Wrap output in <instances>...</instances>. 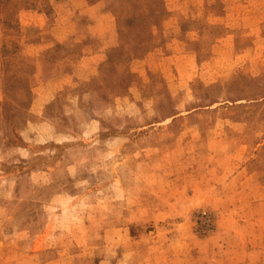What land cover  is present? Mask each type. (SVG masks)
<instances>
[{"label":"rangeland","instance_id":"rangeland-1","mask_svg":"<svg viewBox=\"0 0 264 264\" xmlns=\"http://www.w3.org/2000/svg\"><path fill=\"white\" fill-rule=\"evenodd\" d=\"M166 2L109 0L114 60L75 82L74 37L19 26L42 0H0V264H264V55L219 54L207 16L143 42Z\"/></svg>","mask_w":264,"mask_h":264},{"label":"crops","instance_id":"crops-1","mask_svg":"<svg viewBox=\"0 0 264 264\" xmlns=\"http://www.w3.org/2000/svg\"><path fill=\"white\" fill-rule=\"evenodd\" d=\"M218 1L222 3L221 13H217V7L220 6ZM108 5L109 0L94 2L88 0H42V4L36 10L29 9L23 12L25 18H20L19 26L20 28L24 27L27 22L32 27L50 30L53 33L54 38H52L55 40L53 45L57 46H63L70 37H74V41L79 43L82 50L79 52L80 58L76 62H71L72 71L68 73V76L77 82L79 79L95 77L98 65L108 61V52L118 44L116 19ZM20 14L22 16V12ZM155 15L161 18L157 19L158 21L155 20L156 23L151 24L149 29L147 28L142 39L143 42L157 38L158 42H161L162 37L170 39L173 32L181 33L184 30L185 27L182 24L188 18L192 23H197L201 17L207 16L205 19L210 21L205 23L206 31L220 29L226 32L220 41L222 44L219 47L223 51L219 54L224 56L232 53L233 56L239 58L240 54L235 55V46H239L235 32L243 30L253 32V43L249 46L254 54L250 60L253 68H256L261 62V56L264 55V0H167L161 9L155 12ZM196 29L193 30L196 31ZM89 36L97 38V44L92 45L85 42L84 38ZM173 40L175 42L178 40L176 34ZM27 47L39 50L40 48L49 49L50 45L46 41H39L27 43ZM213 60V58L208 59L207 62H213ZM44 61L46 59L40 60V63L42 64ZM166 61V57H159L156 62L164 63ZM57 62L58 60L53 61V64H58ZM56 77L57 79H55ZM38 78L43 80L40 69ZM53 78L61 83L66 79L64 75L62 77L54 75ZM42 83L43 81L37 89H43L44 94L46 88ZM50 93L48 90L46 94L50 95ZM42 97L43 95L39 93L38 100ZM45 99V102H49L52 97L49 96Z\"/></svg>","mask_w":264,"mask_h":264},{"label":"trees","instance_id":"trees-1","mask_svg":"<svg viewBox=\"0 0 264 264\" xmlns=\"http://www.w3.org/2000/svg\"><path fill=\"white\" fill-rule=\"evenodd\" d=\"M61 46V45H58V47ZM117 46L116 47H112L110 49V51L108 52L107 54V59L108 60H114V53L115 51H117ZM19 50V47L18 46H15L14 50L13 51H7L6 49L3 50V55L5 57H9V59L12 57V56H15V60L17 61V58L19 57V53L18 51ZM110 52H113V53H110ZM4 57V58H5ZM1 70V69H0ZM1 72V71H0ZM33 77H37L38 78V71H34L33 72ZM258 80V79H257ZM254 78L251 80V82H254ZM32 95V87H29L28 88V91H27V97L30 98V96ZM261 98H264V92L260 95V97L258 98H250L248 101H251V100H260ZM24 103V102H22ZM4 106H5V109H6V119L7 121L9 122L11 119H12V112L11 110L8 108V105H7V102L4 103ZM176 115V114H175ZM175 115H172V116H175ZM9 143H11L12 146H24L25 145V142L23 141V139L17 134L14 132V137L13 138H9Z\"/></svg>","mask_w":264,"mask_h":264},{"label":"built area","instance_id":"built-area-1","mask_svg":"<svg viewBox=\"0 0 264 264\" xmlns=\"http://www.w3.org/2000/svg\"><path fill=\"white\" fill-rule=\"evenodd\" d=\"M202 219H203V222H201L202 223V226L201 227H204V225L206 224V223H209L211 220L208 218V216L206 217V218H204V216L202 217Z\"/></svg>","mask_w":264,"mask_h":264}]
</instances>
